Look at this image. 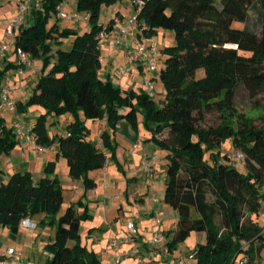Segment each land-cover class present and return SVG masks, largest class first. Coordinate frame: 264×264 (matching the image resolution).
<instances>
[{
	"label": "trees",
	"instance_id": "trees-1",
	"mask_svg": "<svg viewBox=\"0 0 264 264\" xmlns=\"http://www.w3.org/2000/svg\"><path fill=\"white\" fill-rule=\"evenodd\" d=\"M37 1L39 6L33 4L31 9L33 21L21 25L15 46L32 61L41 59L43 71L25 101L13 100L16 115L34 106L44 109L30 123L36 144L56 146L67 160L70 177L83 180L89 190L97 185L89 176L91 171L104 169L107 159L109 163L116 160L117 123L126 119L137 127L141 115L150 141L166 151L164 200L178 216L168 251L198 232L206 234L205 243L185 256L194 258L195 264H260L264 251V226L259 220L264 202V0H132L139 40L152 39L159 29L175 34V44L160 51L164 67L158 80L164 91L155 88L152 93L124 91L99 74L100 34L115 20L106 27L100 24L101 8L122 0H74L76 13L88 15L89 30L84 34L62 29L57 21L48 27L64 0ZM69 36L74 37L71 50L54 52ZM7 70L0 69V105ZM240 91L261 110L260 116L237 108ZM68 113L73 121L65 133L51 136L49 118ZM211 113L220 117L217 126L204 125ZM86 120H106L100 145L89 139ZM227 141L234 152H223ZM18 142L14 128L0 117V158ZM237 152L243 161L236 159ZM235 162L243 163L246 170H239ZM63 190L56 161L47 164L39 181L30 172L0 181V228L17 234L25 219L39 214L45 215L39 225L54 224L64 202ZM85 205L82 199L61 216L56 238L47 248L51 257L46 264H102L82 244ZM82 207H86L83 214Z\"/></svg>",
	"mask_w": 264,
	"mask_h": 264
},
{
	"label": "rangeland",
	"instance_id": "rangeland-1",
	"mask_svg": "<svg viewBox=\"0 0 264 264\" xmlns=\"http://www.w3.org/2000/svg\"><path fill=\"white\" fill-rule=\"evenodd\" d=\"M74 3L75 1L69 2V4L67 3L68 5L66 4L64 12L70 15H74L76 11L73 7ZM19 5L20 4H18L16 0H0V21H8V18L10 17L15 18L20 10L21 5ZM133 9L134 8L132 2L128 0H122L110 6L105 5L101 8L99 22L104 27H106L112 19H116L118 17L119 11H121L126 18H129L134 14L132 12ZM25 13L31 14V10H27V12ZM79 14L81 15L82 19H61L59 16V12H57V14H53L52 17L49 19L48 27H51L54 22L57 21L62 29L72 28L78 31L80 34H84L89 29V22L88 20H85V17H87L88 15L84 12ZM24 19L25 16H23V20ZM24 24L27 23L24 22ZM73 40V36L63 38L62 42L55 46L54 52L57 49H62L64 51L71 50ZM150 42L160 52L164 47L172 46L175 44L174 31L167 29H159L158 34L152 39H150ZM104 44L107 43H101V48L103 47V50H105L106 47ZM123 53L125 55V50ZM54 61L55 59H52L51 64H49L47 68V71L52 68V63ZM108 61L109 58L107 57L105 59L104 66L106 65V67H108L110 65ZM33 62L35 68H43L44 62L41 59H36ZM116 62L117 63L113 65V70L116 69L114 70L115 73H113L114 77H116L117 75L118 78H121L119 72L122 68L125 67L127 63H130L129 66L132 70L136 67L134 63L129 62L127 57L125 58V61L122 64L119 61ZM158 64L159 70H161V68L164 67V58L160 59L158 61ZM159 70L157 74H159ZM104 72L105 71L103 70V68H101L99 74L100 77L105 80L106 78ZM131 72L126 75V78L132 75L133 72ZM146 72L147 73L144 77H140L139 75H133V78L137 81V86L135 89L136 91L140 90V88L146 90L144 80L145 78L150 77V73L147 70ZM40 75L41 72L39 73V75L30 76L32 77L30 79V84L32 83L31 86H34V82L38 80ZM30 77H28V79ZM157 84L158 86H161L160 81H157L156 85ZM262 101H264V96L262 97ZM236 105L240 111L248 113L250 116L257 117L261 115V110L254 108L253 102L248 99L244 91H240L238 93ZM34 107L30 108L31 110H29L26 114H18L20 120H24V118L26 119L27 117H31V120H36V118L40 115V111L35 112ZM81 118L83 120L85 119V115L83 112H81ZM72 121L73 116L69 113L59 118L50 117L47 126L49 134L51 136L62 134L67 124ZM257 122L259 123V121ZM87 123V126H89L93 130L92 135H89V137L93 139L96 132L94 129V125L98 127L100 121L88 120ZM219 123V115L216 113H211L206 116L204 125L217 126ZM12 124L14 125L12 120L8 118L7 126L12 128ZM126 139L128 140L127 143L132 144L131 142L133 141L131 139H129L128 137ZM100 143L101 142L99 141V145ZM222 149L223 152H234L232 143L230 141L225 142ZM156 150L159 155H162L161 162L166 164V151L160 149L158 146L156 147ZM64 161L65 163H67L66 159H64ZM122 161V165L124 166V169L128 174L129 171L133 170V166L135 165L130 166V162H126L125 158H122ZM66 166V176L65 173L62 172V170L59 169L58 171L59 178L63 181L62 186L64 189V202L61 206L60 212L56 217L57 221L54 224H46L45 226L40 225L37 229L34 230L33 236H35L36 238L30 236L27 240H23V244L24 242H26L24 245L22 244V242L19 243V246L22 248V250H24V256L26 258L29 257L31 250H34V252L36 253H44L47 250L48 245L52 243L56 238L57 227L61 216L66 212L67 208L70 205H79L80 200H82L83 198H85L83 199V202L86 204L85 206L88 208V211L86 218H84L81 222L80 233L82 238V244L86 246L89 252L96 253V255L100 258L102 264H116L117 257L121 254L123 255V257H121V264H179L180 259L192 252V250L195 249L197 244L205 243V233L193 232L184 242H182L176 248H173L172 251L169 252L167 243L172 236V230L174 229V225L178 220L176 212L171 206L165 203V200H163L161 202V207L159 208L164 213L163 217L161 219L155 217L149 223L146 220L145 222H143L146 213V207L142 205V202L137 200L135 197V192L137 191L134 190L135 188L133 185L132 178L128 177L126 173L118 171L116 169L117 165L114 161L110 166L111 172L107 176L101 174L103 171H105L106 168L91 171V173H97L96 179H98L97 182L99 184L89 190L85 188L83 180H74L70 177V175H68L69 166L68 164H66ZM235 166L239 170H246L245 166L241 162H235ZM163 167L166 168V166ZM144 171L145 173H147L146 170ZM161 174L162 176H165L166 170L165 172L163 171ZM91 179L94 180V178ZM75 181H79L80 184H82L83 191L78 198L72 199L71 197L77 195L76 191L78 190V188L70 186L69 182L74 183ZM104 182H106L105 184H107L106 187L104 185ZM162 185L164 188L165 184L163 181ZM128 195L130 196L129 200H127ZM115 197H118L119 201L123 203L124 209H119L120 202L116 201ZM86 207L80 208L79 211L82 214L85 213ZM262 211L264 212V202L262 204ZM39 215H41L42 219H44V214ZM259 220H261V225L264 226V217H260ZM130 223H133L135 226L132 232L130 231ZM137 229L139 230L137 231ZM36 231L37 234L35 233ZM38 232L41 233L40 237ZM14 235L17 236V234H13L8 228H0V256L8 257L6 253L7 248L10 246L17 247L18 243L13 238ZM113 240L119 241L117 247H114V245H112ZM69 244L72 245L73 243L69 242ZM153 251L156 252L155 255L151 254ZM195 263L196 260L194 258L188 257L186 264ZM260 264H264V251L261 254Z\"/></svg>",
	"mask_w": 264,
	"mask_h": 264
},
{
	"label": "crops",
	"instance_id": "crops-1",
	"mask_svg": "<svg viewBox=\"0 0 264 264\" xmlns=\"http://www.w3.org/2000/svg\"><path fill=\"white\" fill-rule=\"evenodd\" d=\"M16 1L20 5L22 4L25 5V4L30 3V0H16ZM128 1L132 2V0H128ZM70 2H74V0ZM73 7H74V10H76V3H74ZM76 12L77 11H75V13ZM132 12L134 13V9L132 10ZM24 16H25V19L22 21V24H24V22L27 23L26 25H29L30 23H32L33 21L32 12L31 14L25 13ZM125 18H126L125 15H123V13L119 11L118 17L116 19L123 20ZM8 19H13V18L10 17ZM6 24H7V21L5 20L0 21V40L4 38V31L6 28ZM146 41L152 44L150 40H146ZM104 43H107V44H104L106 46L105 50H103V47L101 48V53H102L101 63H102V68L105 71L104 72L105 78L111 80L113 83L118 85L124 91L135 90L137 86V81L133 78V75H139L140 77L141 76L144 77L147 73L146 69H144L143 67L136 66L135 68H133L132 70L133 73L131 72L132 75L130 77L118 78L117 75L116 77H114L113 73H115L114 70L116 69L113 70V65L117 63L116 61L121 62V64L124 63L126 55H124L123 53L124 52L123 47H118L114 45L113 43H109V42H104ZM107 57L109 58L108 62L110 63L108 67H106V65L104 66V62ZM17 65H18L17 55L14 52V50L7 52V53H0V69L5 70L8 68L6 72V77L9 78L10 80V84L13 90L11 97L16 103L20 101H25L31 95L36 82H34L33 84L34 86H31L32 83L30 84V79L32 77L30 76L39 75L40 72L42 74V71H43L40 68H35L34 62L32 61V66L26 70L25 74L23 75L22 80L21 79L19 80L16 74ZM28 77L30 78L28 79ZM158 77H159L158 74L154 75L155 88L158 91H164L162 84L161 86H158V84L156 85L157 81H159ZM34 108H35L34 110L35 112L40 111V115L45 112L44 109L40 106H35ZM125 111L126 110L124 109L122 112H125ZM4 117H5L6 123L8 121V118H10V120H12L13 123L15 122L16 118L20 119V117L18 116V113L16 115L13 112H6ZM80 118H81V114H80ZM24 120L31 124L35 123L36 121V120H31V117H27L26 119L24 118ZM99 121L100 123L98 127L94 125V129L96 131L94 138L91 139L89 137L91 141H95L98 145H99V141L101 142V139H100L101 134L106 129V120H99ZM87 122L88 120H86V125H88ZM87 127L90 130V135H92L93 130L89 126ZM64 133H65V130L62 132V134ZM127 137L133 141L131 142L132 144L127 143L128 141L126 139ZM150 137H151L150 133H148L145 130L142 124L141 115H138V126L137 127H135L132 124V122H130L129 120H126V119L120 120L117 123L116 133L114 134V139H115L114 141L117 143L116 160L111 159L109 163V167L107 166L108 169L107 167H105L106 168L105 171L101 173L104 176H107L111 172L110 166L113 161L116 163L117 165L116 169L118 171L126 173L124 166L122 165L123 164L122 158H125L126 162H130L131 164L130 166L135 165L133 166V170L129 171L128 174L126 173V175L132 178L133 185L135 188L134 190L137 191L135 192L136 199L142 202V205L146 207L145 208L146 213H145L143 222H145L146 220L148 223L151 222L155 217H157V213L161 211L159 208L161 207V202L165 198V187L163 188L162 181L165 184V178H166V175L162 176L161 174L163 171L165 172L166 168H164L163 166H166V164L161 162L162 155L158 154L156 150L157 145L154 142L150 141ZM154 156H156L157 159L153 161L151 175L149 176L147 173H145L144 171L145 168L142 163H143V160L154 157ZM52 161H56V174L58 175V171L60 169L62 170L63 173H65V176H66L67 174L66 164L67 163H65L64 158L58 154V150L56 146H53L51 148H39L37 147L35 143H32V142L30 143L18 142V145L10 153L5 154L1 156L0 158V181L2 182L8 181L10 177L14 173H17V172H20V173L30 172L32 173L35 181H38L40 178H42L45 175V169L47 167V164ZM96 174L97 173H90L89 176L91 178H94V180H96V183L98 185L99 183L97 182L98 179H96ZM57 177L59 178V175ZM60 181L61 183H63L61 179ZM78 182L79 181H75L74 183L69 182L70 186L78 188V190L76 191L77 195H74V196L72 195L73 196L71 197L72 199L78 198L83 191L82 184ZM105 183L106 182H104V185L106 187L107 184ZM71 198H70V201H71ZM129 199H130V196L128 195L127 200ZM116 201H119L118 197L116 198ZM119 209L121 210L124 209V205L122 202H120L119 204ZM260 217H264L263 211H261ZM29 219L31 220V222L37 225V227L35 228L37 229L40 226L39 223L42 220V216L36 215ZM35 229L21 226L19 229V232L17 233L18 237L16 235L13 236V238L18 243L17 247L10 246L7 248V251L9 248H14L22 256V258L29 264H33V262L34 264H46L49 258L51 257L50 252L46 250L47 252L45 251L44 253H36L34 252V250H31L29 257L26 258L24 256L25 255L24 250H22V248L19 246L20 245L19 243L22 242L23 244V240H27L30 236L36 238L35 236H33ZM138 230L139 229H137V231ZM35 233L37 234V231ZM38 234L40 237L41 233L38 232ZM25 243L26 242H24V244ZM3 257L5 258V256Z\"/></svg>",
	"mask_w": 264,
	"mask_h": 264
},
{
	"label": "built area",
	"instance_id": "built-area-1",
	"mask_svg": "<svg viewBox=\"0 0 264 264\" xmlns=\"http://www.w3.org/2000/svg\"><path fill=\"white\" fill-rule=\"evenodd\" d=\"M34 1V3H33ZM72 0H64L62 5L59 7V16L61 19H82L79 13H74V15H70L64 12L65 6L68 2ZM33 4L35 6H39L37 0H30L29 4L21 5L20 10L17 16L13 19H9L6 24V28L4 31V38L0 40V53H7L12 50L17 55V62L19 69L16 74L21 79L25 71L32 66V60L30 55L26 53L22 48H16V35L21 29L23 16L27 10H31L33 8ZM85 20H88V16L85 17ZM101 43L109 42L113 43L116 46H122L125 50V55L128 58L129 62L134 63L138 67H143L150 73L149 78H145L144 85L146 90L149 93L154 92V75L157 74L159 70L158 61L160 60V52L156 49L153 44H150L147 41H141L137 37V15L133 14L129 18H125L123 20L116 19L112 24V27L109 30H104L100 34ZM130 63H127L124 68H122L119 72L121 77H126L132 69L129 66ZM12 86L10 84L9 78H5L1 85V105H0V117H4L6 112H16V103L12 99ZM14 133L19 142H32L36 144V138L33 134V128L30 123L25 120H20L16 118L14 125ZM37 145V144H36ZM37 147H39L37 145ZM42 148V147H39ZM157 159L156 156L152 158H147L143 160V166L147 172V174L151 175V169L153 165V161ZM236 159L239 161H243L244 157L241 153H236ZM109 164V160L107 159L106 165ZM163 216V212L159 211L157 213V217L161 219ZM23 227L27 228H36L37 225L31 222L30 219H25L22 222ZM130 231L132 232L135 228L133 223L129 224ZM119 244L118 240H113L112 245L117 247ZM155 255L156 252L153 251L151 253ZM8 257L0 259V264H29L27 263L22 256L14 249L9 248L7 251ZM123 255L117 257L116 264L122 263ZM187 258L183 257L180 259L179 264H186Z\"/></svg>",
	"mask_w": 264,
	"mask_h": 264
}]
</instances>
